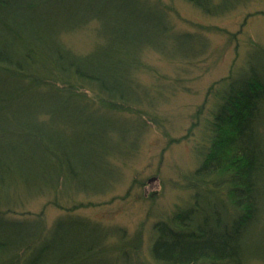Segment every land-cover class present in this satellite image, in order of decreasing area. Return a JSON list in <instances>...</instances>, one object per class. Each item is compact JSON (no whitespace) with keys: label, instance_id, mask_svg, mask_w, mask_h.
<instances>
[{"label":"trees","instance_id":"trees-1","mask_svg":"<svg viewBox=\"0 0 264 264\" xmlns=\"http://www.w3.org/2000/svg\"><path fill=\"white\" fill-rule=\"evenodd\" d=\"M180 1L222 17L252 0ZM165 15L160 0H0V264H141L140 241L125 230L6 213L16 198L62 185L78 194L107 187L98 182L111 162L158 120L141 108L154 101L136 78L144 54L188 59L205 47L199 35L173 32ZM92 24V48L75 52L69 37ZM193 119L184 137L198 161L183 178L190 197L154 224L151 261L264 264L263 46L250 42L244 66L208 88Z\"/></svg>","mask_w":264,"mask_h":264},{"label":"rangeland","instance_id":"rangeland-1","mask_svg":"<svg viewBox=\"0 0 264 264\" xmlns=\"http://www.w3.org/2000/svg\"><path fill=\"white\" fill-rule=\"evenodd\" d=\"M160 2L167 6L165 16L173 32L199 35L206 43L188 59L164 57L152 50L144 54V67L136 78L145 86L148 100L154 101L141 108L159 121L147 122L131 155L111 162L112 172L98 182L99 186H107L102 192L78 194L62 185L58 193L57 189L16 198L17 205L9 203V218L31 220L42 213L50 226L56 219L72 215L105 228H119L126 231L128 241H140L137 260L154 264L149 254L154 224L173 214L190 197L183 178L197 167L198 161L192 154L193 138L184 137L206 91L241 70L250 42L264 47V0H252L222 17L205 16L180 0ZM94 27L89 25L70 36L68 45L77 53L90 51ZM150 179L154 180L149 183ZM54 201L55 206L49 205ZM115 241L113 238L112 243Z\"/></svg>","mask_w":264,"mask_h":264},{"label":"water","instance_id":"water-1","mask_svg":"<svg viewBox=\"0 0 264 264\" xmlns=\"http://www.w3.org/2000/svg\"><path fill=\"white\" fill-rule=\"evenodd\" d=\"M153 180H154V179H150V180H149V183H151Z\"/></svg>","mask_w":264,"mask_h":264}]
</instances>
